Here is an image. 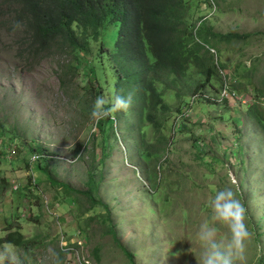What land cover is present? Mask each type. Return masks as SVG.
<instances>
[{"label": "rangeland", "instance_id": "1", "mask_svg": "<svg viewBox=\"0 0 264 264\" xmlns=\"http://www.w3.org/2000/svg\"><path fill=\"white\" fill-rule=\"evenodd\" d=\"M203 1L193 0V17H203L210 32L252 36L215 48L224 65L218 84L195 90L201 79L192 71L178 83L177 93L159 87L171 107L160 116L166 144L147 123L137 136L132 134L123 118L117 131L114 124L112 129L104 124L107 136L96 131V120L88 117L93 106H84L74 95L85 89L83 77L97 45L91 46L89 57H69L79 66L76 87L67 94L58 81L62 58L26 65L15 37L0 31V183H5L0 189V238L11 223L29 241L24 248L1 244L0 253L8 249L19 254L24 264H50L53 251L62 264L83 259L132 264L104 234L108 221L101 208L91 210L65 197L48 181L47 174L57 183L85 190L95 161L98 197L108 206L117 240L134 264H200L197 232L209 218L215 191L224 187L242 200L251 233L245 258L237 264H264V133L247 115L252 103L264 105V0H212L207 10ZM107 70L113 76L109 62ZM224 82L234 96L221 97ZM102 91L107 104L112 83ZM139 136L153 145L151 158L137 153ZM37 147L45 150L42 156ZM217 227V239L226 241V226ZM62 238L83 242L79 262L61 251ZM94 249L100 251L99 261Z\"/></svg>", "mask_w": 264, "mask_h": 264}, {"label": "trees", "instance_id": "2", "mask_svg": "<svg viewBox=\"0 0 264 264\" xmlns=\"http://www.w3.org/2000/svg\"><path fill=\"white\" fill-rule=\"evenodd\" d=\"M211 1H203L206 10L211 8ZM193 3V0H0V31L15 37L17 54L26 65H39L57 56L62 58L61 66H57L58 81L60 90L67 94L76 87L79 66L77 59L69 57H89L91 46L97 45L92 60L96 62H90V69L83 77L85 89L81 93L76 91L74 96L84 106H93L97 97H103L102 90L112 83L113 92L131 94L132 104L126 112L115 113L114 118L111 114L92 117L96 120V131L107 136L104 124L108 123L112 129L123 118L132 134L137 136L147 123L157 140L166 144L168 139L162 133L160 116L171 112V107L159 87L177 93L178 83L192 71L201 79L195 90L218 84L224 65L215 48L225 41H245L252 36L210 32L203 17H193ZM107 62L112 65L114 78L107 70ZM247 115L264 133V105L252 103ZM135 148L139 155L145 154L148 158L154 151L144 136H139ZM35 149L41 156L45 152L41 147ZM96 170L97 163L92 161L85 190L57 183L48 174L47 178L65 197L78 199L91 210L101 208L102 218L108 221L104 234L134 264L132 255L117 240L108 206L98 197L100 180L96 179ZM2 188H5L3 179ZM13 226L7 224L9 232L0 238V245L7 243L24 248L29 241ZM99 252V249L93 251L98 261Z\"/></svg>", "mask_w": 264, "mask_h": 264}, {"label": "clouds", "instance_id": "3", "mask_svg": "<svg viewBox=\"0 0 264 264\" xmlns=\"http://www.w3.org/2000/svg\"><path fill=\"white\" fill-rule=\"evenodd\" d=\"M131 104V94L125 96L113 92L107 104L103 97L95 99L90 116L107 117L117 112H126ZM209 207V218L200 225L197 232L201 246L200 264H237V261H243L246 242L251 233L246 223V208L237 192L229 187L216 190ZM218 224L226 226L228 230L226 241L217 239ZM0 264H24V260L19 254L5 249L0 253ZM50 264H62L56 251L51 254Z\"/></svg>", "mask_w": 264, "mask_h": 264}, {"label": "built area", "instance_id": "4", "mask_svg": "<svg viewBox=\"0 0 264 264\" xmlns=\"http://www.w3.org/2000/svg\"><path fill=\"white\" fill-rule=\"evenodd\" d=\"M212 52H214L212 50ZM222 97H227L228 96V91L227 90H223L222 91V94H221ZM232 96H234V94L232 93ZM39 158V156H38ZM78 235V238H82V233L78 232L77 233ZM83 242L81 240H77L76 241H72V242H68V241H65L63 238L60 240V248H61V251L64 252V253H69L70 255H75L77 257V260L79 262V254H80V251L81 249L83 248ZM79 264H90L89 261L87 260H82V262H79Z\"/></svg>", "mask_w": 264, "mask_h": 264}, {"label": "bare ground", "instance_id": "5", "mask_svg": "<svg viewBox=\"0 0 264 264\" xmlns=\"http://www.w3.org/2000/svg\"><path fill=\"white\" fill-rule=\"evenodd\" d=\"M224 89L228 91V96H227V97H231L233 92L231 93V89H230L229 87H228V89H227L226 84H224V86L222 87V89H221V91H220L221 94H222V91H223ZM233 94H234V93H233ZM221 97H222V96H221ZM222 98H223V97H222ZM33 161H34V160H33ZM59 246H60V242H59ZM60 249H61V248H60ZM65 254H66V253H65Z\"/></svg>", "mask_w": 264, "mask_h": 264}]
</instances>
